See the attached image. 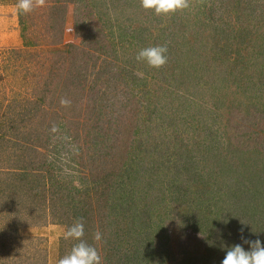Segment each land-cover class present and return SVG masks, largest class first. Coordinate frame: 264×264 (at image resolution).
Listing matches in <instances>:
<instances>
[{
	"label": "rangeland",
	"instance_id": "rangeland-1",
	"mask_svg": "<svg viewBox=\"0 0 264 264\" xmlns=\"http://www.w3.org/2000/svg\"><path fill=\"white\" fill-rule=\"evenodd\" d=\"M53 1L28 14L32 17L24 38L16 0H0V7L7 5L0 13L8 17H0V141L5 147L0 148V169L11 171L15 164L11 151H20L3 141L13 136L15 127L27 131L38 122L47 126L52 111L62 114L61 97L57 101L50 97L60 96L54 86L59 84V89L67 78L70 44L82 46L85 30H104L108 51L96 53L98 59L84 71L86 86L96 85L104 94L95 101L90 96L88 101L93 102L84 107L92 126L83 128L78 122L84 119L69 116L64 129L46 131L48 146H39L68 180H81L90 173L93 159L96 165L100 162L95 156L109 159L99 194L86 200L92 218L84 220L100 228L102 240L97 246L103 264H221L233 245L249 249L242 237L264 244V96L255 93L264 88L263 74L251 70L236 82L244 73H230L233 67L227 60L233 56L229 53L227 58L228 51L223 50L225 62L212 61L200 79L217 88L204 84L201 90L196 84L201 72L194 66L200 68L199 62L206 60L202 55L209 48L203 34L212 33V22L201 28L190 23L186 28L193 55L168 51L167 63L159 69L138 62L135 57L142 48L168 49L174 28L172 15L145 10L141 0L71 3L63 41L50 45ZM213 1L220 5L214 24H221L220 46L228 48L234 34L247 33L249 39L264 23V0ZM131 32L133 37L128 36ZM37 37L44 43L26 45ZM128 39L134 41L131 47ZM59 51L62 65L55 66ZM171 123L176 124L174 130ZM82 181L85 187L91 178ZM46 198L50 202V192ZM4 199L0 197V244L9 241L1 250L2 254L14 250L11 258L0 254L4 260L58 264L77 243L64 238L68 228L58 222L51 204L20 202L11 209Z\"/></svg>",
	"mask_w": 264,
	"mask_h": 264
},
{
	"label": "trees",
	"instance_id": "trees-1",
	"mask_svg": "<svg viewBox=\"0 0 264 264\" xmlns=\"http://www.w3.org/2000/svg\"><path fill=\"white\" fill-rule=\"evenodd\" d=\"M80 1L81 0H54L52 2V4L50 5V9L55 19L48 27V30L51 31L50 33L53 37V39L50 40L49 43L50 45H56L62 43L64 36L63 34L64 26H65L64 21H65V14L67 7L71 3H76ZM199 2L200 0H197L195 3L192 2L191 6L188 9L172 14V17L174 18V20H172V24L174 28L172 30V34H173L171 38L172 44L168 45V51L169 53L173 52L174 55L176 56L180 54L181 57L193 55L195 49L193 44L190 45V41H187L188 38H186V34H187L186 28L189 27L190 23L193 24L195 27H200V26L202 27L203 25L212 22L213 24L212 33L209 35L207 34L204 35L203 33H201L203 34V38L205 39V41H207L208 43V45H205V47L209 48L202 55L203 57H205L206 60H204L205 62L203 60L199 62L200 68L194 66V70L196 71L199 70L201 72L200 77H198L196 83L198 86H202L201 90H203V85L207 81L203 83L202 81H200V79H204L205 74L208 73V71L206 70L211 69L209 68L211 62L219 61V60L221 62H225L224 57L223 59H221L222 58L221 54L224 53L223 50L228 51L226 53V57L228 56L229 53H231V55L233 56V58L227 60V62L231 64V67H233V70L230 73L234 74L236 70L244 73L243 77L240 75L237 76L236 82L237 81L240 82L244 80V78L248 76L249 74L248 72L251 70H254L256 73H258L257 71H259L260 73H258V75L263 74L264 77V72H263L264 71V23L260 24L258 28L251 33L249 39H247V36H245L247 33L242 35L234 34L232 39L234 42L230 41L228 48H226V45L220 46L218 39L219 38L218 36L220 35L219 31L221 30V26L219 27V25L221 24L214 25L216 23L215 21L216 16L218 17V6L220 5L216 4L217 2H214L213 0H204L203 3L202 2L199 3ZM220 3L222 4V0ZM207 6L209 7V10L204 12ZM89 11L90 13H88V16L93 17L92 10ZM18 17L22 25V35L25 38L27 37L26 31L28 30V28L30 29L29 26L30 24L28 23V21L32 17V15L30 16L28 14H18ZM26 25L28 27H26ZM87 25H89V23H85V26ZM110 27L113 28V26ZM83 34L86 37L84 44L80 46L78 44L71 43L68 49L69 50L68 54H70V58H69L70 64L69 66H67L68 68L67 78L59 86L60 87L59 89H58L59 84H56L54 86V93H58L60 96L52 95L50 97V101H57L58 98L60 97L67 98L71 101V106L62 107L60 104V100H58V103L61 106L62 114H59L58 109L56 111H52L51 112L52 116L47 126L46 125L44 126L43 122H38L36 126H32L27 131H24L22 127L20 128L15 127L13 136L9 135L8 138L4 140L2 137L3 141L9 142L10 145H14V148H19L20 151L19 152L11 151L12 152L11 156L14 157V163H15L11 171H8V173H6V171L0 169V174L3 175L0 179V197L2 199L5 198L4 202L7 199L5 204L7 203V205H9L11 209H14L13 207H15V205H17L20 202L28 203L30 201L31 202L36 201L38 204H43L44 202H46V200H49L46 197H47V193L50 192L51 203L50 202H46V203L51 204L52 206L51 212H54L55 213L54 215L58 217L59 220L58 222L65 224L67 228H69L77 219L83 218V221L84 220L87 221L92 218L91 217L92 212L88 208V206H90L88 201L90 200L91 196L93 195L95 196L99 194V191L101 190V186H102L100 181L105 180L103 168L105 163L106 165L109 163V159L108 160L106 159L107 157H100V155H97L95 156V159L100 158L99 159L100 162L96 165V161L93 159L94 165L90 167V173H86V175L81 176L80 177L81 180H79L77 177H75V179L68 180L61 177L62 175H60L56 171L55 162L50 160L49 158L46 159L45 158L46 156L44 155L42 150H40L39 147V146H46V147L48 146L43 138L45 137L44 134L46 133V131L48 130L49 132V129H53L54 127L55 129L58 128L64 129L67 125V123H65L66 122L65 119L69 116L73 117L76 115V118L84 119L82 120V123L77 121L80 125L83 126V128H86V126L89 125L90 123L91 126L93 124L90 117L85 112L84 107L88 106L89 102L95 101L96 98L98 99L104 94L103 91H101L102 88L100 90V88L97 87L96 85L86 86V76L84 75V71L89 69V63L91 64L93 59L95 58L98 59V56H95L96 53L98 54L99 52L108 51V48L106 46V43L108 41L104 40L105 38L104 36H106L104 30L101 32L91 33L90 30L88 29L85 30ZM127 35L128 34H126V36ZM221 35L223 36V38L226 37L225 40L228 41L229 39L227 38L228 33L223 32V34ZM128 36L133 37L134 35L131 32ZM230 36L232 35L230 34ZM37 38L38 39H35L33 41H28L26 45L36 46L44 43V41H42L40 37ZM208 38H213V39H208ZM128 40H129L128 46L131 47V44H134V41H132V39H128ZM111 43L112 40H110L109 38L108 47H110V49L114 46ZM60 57H62V51H59L58 54L55 52V58L57 60V62H53L55 66L62 65L61 63H58L60 62ZM257 63L259 64L258 66ZM93 64L95 65L96 61L93 62ZM205 85L210 86V83L208 82ZM217 86L211 85L210 87L216 89ZM258 89L255 91V93L258 94L259 97H263L264 88L260 86ZM197 95L199 94L197 93ZM90 96L94 98L93 101H88ZM41 99H43V97H41ZM41 99L39 98L37 99V101L44 100ZM83 99L86 100L84 101L85 104L83 103ZM262 107L264 108V102ZM262 117L264 122V114L262 115ZM243 120H245V118ZM170 125H172V129L174 130L176 124L171 123ZM95 126H99V124L97 123V125ZM243 129L244 128H242V130ZM16 131L18 133H16ZM82 131L85 130L82 129ZM91 131L92 130L90 128L87 135H90V133H92ZM79 132L81 133V131ZM84 141H86V144L88 143L87 140ZM3 145H4L3 142L1 143L0 141V148H5ZM112 155L114 156V154ZM113 170L114 173L118 171L116 168H114ZM47 173H50L51 175L47 177ZM7 174L10 176H7ZM5 176L6 178H4ZM89 177L91 178L90 185L87 184L85 181L86 186L85 187L82 186L83 183L82 180L87 179ZM26 195H28V197ZM87 204L88 206H86ZM33 209L34 208L31 207L30 212H32ZM21 211L22 209L19 210V212ZM86 221H84V230H85L84 239L89 244L95 245L98 248L100 254H102L101 248L97 246L98 242H96L93 239L94 234L97 231L100 232V228L97 229L95 223H88ZM103 226L108 227L109 225H103ZM8 241L6 240L2 245L0 244V254H2V251H4L1 249L6 247L4 245H7ZM2 256H7L8 258L14 257V250L9 249L8 251H5L4 254H2ZM2 256H0V264L18 263L17 260H15L14 262L4 260V257Z\"/></svg>",
	"mask_w": 264,
	"mask_h": 264
},
{
	"label": "clouds",
	"instance_id": "clouds-1",
	"mask_svg": "<svg viewBox=\"0 0 264 264\" xmlns=\"http://www.w3.org/2000/svg\"><path fill=\"white\" fill-rule=\"evenodd\" d=\"M47 0H16L15 11L17 14H30L37 9L46 6ZM192 0H141V6L145 10H154L156 15L169 16L184 11L191 6ZM3 20L0 19V23ZM166 45L150 46L140 49L136 54L138 62H145L151 68H161L168 60ZM62 107H70L71 101L61 98ZM55 127L53 131H55ZM83 218L77 219L64 233L65 239L77 241L71 251L59 259L58 264H103L102 256L95 245L89 244L85 239ZM93 239L96 242L102 240V233L97 231ZM249 249L236 244L230 247L221 261V264H264V244L259 239L246 240L242 237Z\"/></svg>",
	"mask_w": 264,
	"mask_h": 264
},
{
	"label": "crops",
	"instance_id": "crops-1",
	"mask_svg": "<svg viewBox=\"0 0 264 264\" xmlns=\"http://www.w3.org/2000/svg\"><path fill=\"white\" fill-rule=\"evenodd\" d=\"M4 7H7V5L1 6L0 9L3 10ZM5 16H6V15H3V14L0 13V17H1V18H8V17H5ZM9 19H11L12 21L14 20L13 17H10ZM11 20H10V21H11ZM12 21H11V22H12ZM10 40H12V39H10Z\"/></svg>",
	"mask_w": 264,
	"mask_h": 264
}]
</instances>
